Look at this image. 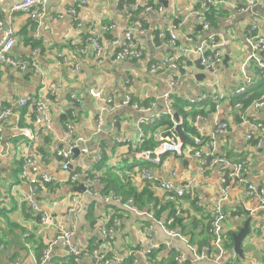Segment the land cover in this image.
Listing matches in <instances>:
<instances>
[{
	"label": "crops",
	"instance_id": "obj_1",
	"mask_svg": "<svg viewBox=\"0 0 264 264\" xmlns=\"http://www.w3.org/2000/svg\"><path fill=\"white\" fill-rule=\"evenodd\" d=\"M20 1L0 0V21L3 23L0 39L9 31L15 41L9 56L33 63L39 72H23L0 63V110L2 106L12 110V114L3 119L0 130V264H113L95 262L89 256H81L75 261L56 238L58 224L75 226L73 245L91 250L102 241L98 224H107L113 216L118 217L121 224L112 246L115 253L124 258L123 264L128 259L132 263L130 252L155 243H161L162 249L154 250L152 260L147 257L149 262L156 264L162 261L171 250L184 253L190 261L193 259L190 245L198 247L199 244L195 240L186 243L176 236L170 237L166 229H173L190 239L191 233H195L190 222L196 219L200 221L198 226L205 230V234L198 239L208 237L205 225L207 212L217 203L228 213L222 221L226 240L228 232L235 233L242 227L248 217L245 211H250L254 237L246 240V248L241 243L244 258L237 255V261L239 264H264V209L260 208L259 201L248 197L243 185L233 183L227 190L226 198L220 200L222 184L218 167L202 170L194 154L195 150L201 149L230 159H246L247 179L253 183L264 181V141L257 143L260 136L264 138V128L254 125L264 124V107L240 111L233 103L237 96L247 93L245 98H248L250 89H264V53L257 52L253 56L247 40L248 28L252 25H256L257 35L264 36V0H256L251 7L247 0H212L210 33L220 44V68L216 75L201 71L196 55L189 53L185 61L187 74L175 85L170 81L179 75V70L165 69L152 73L148 66L153 61L177 54L184 47H198L207 35L195 15L202 0H85V4H81L82 0H49L43 18L11 12V7ZM124 3L133 6L127 8ZM145 5L153 8L160 6L163 11L146 12ZM73 6L78 8L77 18L69 14L59 16ZM137 21L142 23L143 31L134 28ZM173 23H176L175 46L156 37L157 31ZM104 25L113 26L105 30ZM126 32H130L134 41L142 47L143 54L138 59L121 60L115 57L126 40ZM92 36L102 46L100 56H96L93 44L88 42ZM225 56L228 57L226 63L223 62ZM247 81L250 82L243 91L237 93L236 90ZM43 87L56 88V94L47 105L53 130L36 132L34 139L30 140L16 131L13 125L32 127L35 109L31 100H44L46 94ZM90 90L99 92V96L92 97ZM165 94L169 96L171 108L173 99L184 103V110L190 112L186 120L194 133L181 126L191 139L181 144L180 154L166 152L160 155L157 165L146 161L139 153L148 150L141 148L144 142L155 148L160 139L168 134L165 126H155L167 114ZM263 94L264 90L260 96ZM128 96L131 98L129 103L126 102ZM27 97L31 98L27 105L22 107L17 104L18 99ZM190 99L196 102L190 103ZM133 102L138 104V109L133 107ZM110 104L117 105L116 109L112 110ZM145 118L150 121L141 122ZM179 118L181 124L182 116ZM222 121L229 124L227 130L215 133L216 124ZM67 123L74 126V136L85 137L87 147L84 154L77 149L75 156L72 151L69 171L44 159L46 155L51 156L52 145L63 136ZM194 136L201 139L197 147L192 141ZM24 153L33 158L37 180L42 178L43 173L51 178L33 196L37 212L30 211L25 202L30 187L20 178ZM142 165L151 168L161 180H172L178 186L187 187L194 182L189 197L170 201L174 204L175 213L177 206L180 209L176 215H182L185 230L166 225V222L172 221L168 218L170 208L156 215L153 209L155 199L160 202L169 200L158 186L149 188L150 183L142 179L139 174ZM72 171L85 176L70 182ZM108 175L115 182H107ZM123 176H130L131 185L137 190L146 186L153 192V200L145 202L142 208L134 204L150 216L136 214L122 202L101 198L110 191L120 196L107 185L125 187ZM89 182L92 194L85 191V184ZM79 185H83V192L74 189ZM77 193L81 194L79 202L82 209L77 214H69V200ZM194 198L205 203L206 209L198 207L195 202L193 204ZM194 205L203 212V221L200 220L202 213ZM40 216L51 217L50 223L42 224ZM165 242H170L169 249L163 246ZM50 244V254L42 261L43 251ZM229 254L228 251L226 257ZM136 259L137 264H148L139 255ZM202 263L219 264L213 261L197 264Z\"/></svg>",
	"mask_w": 264,
	"mask_h": 264
},
{
	"label": "built area",
	"instance_id": "obj_2",
	"mask_svg": "<svg viewBox=\"0 0 264 264\" xmlns=\"http://www.w3.org/2000/svg\"><path fill=\"white\" fill-rule=\"evenodd\" d=\"M49 0H22L16 5L12 6L11 12H23L25 14L34 15L37 18H43L46 15V5ZM67 1V0H60ZM256 0H247V4L251 7ZM86 1L82 0L81 4H85ZM127 3H124V6L127 7ZM213 5L212 0H202L199 9L195 10V15L197 20L201 23L202 29L207 32L206 37L203 38L201 43L198 45L196 49L184 47L177 54H171L163 59H159L149 63L148 69L150 72L155 73L165 69L179 70V75L175 76L171 79L170 83L175 85L179 83L181 79H183L187 71L185 70V61L189 53H193L197 57V66L201 71L207 72L212 75H216L218 72L220 65L222 63V53L219 50L220 44L216 41V37L211 31V24L208 19V15L210 13V7ZM132 4H129L127 8L132 7ZM144 10L146 12H158L161 13L163 11L162 7L153 8L150 5H145ZM71 15L74 18H77L78 8L76 6L69 7L65 10V12L60 13V17L63 15ZM78 23V22H77ZM113 25H104L103 28L108 30ZM3 28V23L0 21V29ZM134 28L140 31H143V25L140 21L135 22ZM256 25H252L248 28V36L247 40L249 45L251 46L252 51L254 52L253 56L258 53H264V36L256 34ZM176 23H173L171 26L159 30L156 33V37L167 44H171L173 46L176 45ZM126 36V40L122 42L119 50L116 52V59H138L142 56L143 50L139 43L132 38L130 32H126L124 34ZM189 40H192L189 38ZM88 42H91L94 46L96 56H100L102 53V46L97 41L95 36L89 37ZM15 41L11 36L9 31H6L5 34L0 39V63L9 64L14 68H18L21 71H32L34 74L39 72V68L34 66L33 63H29V61L17 59L9 56V52L14 47ZM264 69V67H263ZM250 81H247L245 85L241 86L236 91L239 92L242 90ZM251 86V85H250ZM44 92L46 94L44 100L42 99H32L31 103L34 106L35 112L32 119V127H21L18 124H14L13 128L16 131L21 132L23 136L32 140L34 139L36 132H49L53 130V122L51 116L47 112V105L51 102V97L56 94L55 87H43ZM236 94V93H235ZM90 95L92 97H98L99 92L90 90ZM77 100V97L72 96ZM164 98L168 100L166 103V113L170 116V118L174 121L173 118V108L169 103V96L167 94L164 95ZM216 99L217 96H214ZM31 98H22L17 100V104L19 106H25L28 104V101ZM111 99H108V101ZM126 102H131V98L126 97ZM190 103H195L196 100L190 99ZM133 107L138 109L139 106L137 103H132ZM112 110L116 109L117 105L110 104L109 105ZM240 111L243 109H258L264 107V94L253 99L246 107L243 106L241 102H237L234 104ZM12 114V110L8 106H2L0 110V130L1 123L3 119ZM195 119H198V115H195ZM100 122V119L98 118ZM148 118L142 119L141 122H149ZM176 122L173 124L171 128L168 129V134L163 136L158 145L152 150H143L140 151V157L144 158L146 161H149L153 164L159 165L160 158L159 156L166 152H173L180 154L181 153V142L178 140V136L175 131ZM257 128L263 129V123L254 124ZM229 124L226 121H222L217 123L214 132L215 133H223L227 130ZM74 126L71 123H67L65 125V131L63 136L60 139L54 141L52 145V154L51 156H44L45 160L54 162L55 165H59L63 170L69 171L70 168V160L72 151L74 149H78L81 154L87 152V147L85 145L86 139L82 135L74 136ZM249 138L251 135H247ZM193 144L197 147L201 144V139L198 136L193 137ZM264 141V138L260 136L257 139V143L261 144ZM154 154V156L152 155ZM195 156L199 160V164L202 170L204 169H212L218 167L221 177L220 182L222 184L220 189V200L226 198L227 190L231 187V183L243 185L246 194L250 198H255L260 203V208L264 209V181L261 183H253L250 182L246 177L247 170V160H236L230 159L225 155H217L212 151L203 152L201 149H197L194 151ZM21 166H20V178L26 181L30 187V194L25 197V202L29 206L30 211L37 212L38 206L33 196L37 193L40 187H43L46 183L51 181L50 176L46 174H42V178L37 180L35 178V173H37V167L33 163V158L27 154L22 155ZM139 174L142 179L147 180L150 183L149 188H156L158 186L165 193V198L169 201H176V199L183 197L185 194L192 193V187L195 185L194 182H190L187 187H182L174 184L172 180H161L158 178L151 168L142 167L139 170ZM81 175L85 176L80 172H70L69 181L76 182ZM175 176V173H172ZM85 191L89 194H92L93 191L91 189V183L85 184ZM80 193L74 194L71 196L69 200V205L67 208V212L69 214H77L81 211L82 206L80 204L79 199ZM101 198L104 201H119L122 202L127 209L133 211L136 214H146L150 216L149 213L141 212L134 204L132 199L123 200V198L113 191L108 192L106 195H102ZM195 203L198 207L202 209H206L205 203H203L200 199H196ZM176 213L180 212L178 206L176 207ZM207 218L208 231L211 237L210 245H204L200 251H197V248L190 245V248L193 252V259H190L191 263L197 264L200 261L211 260L213 262H217L219 264L223 263L226 259H229L227 262L229 264H239L235 262L237 254L234 252V249H231L229 256L226 257L228 250L225 248L226 238L224 237L223 229H222V221L227 217V212L223 209L220 203H217L211 210L209 209ZM51 217L40 216V221L42 224H49ZM120 219L116 216H113L107 224L99 223V233L101 235L102 241L101 244L96 246L95 248L89 250L85 248H78L72 243V236L75 232V226L67 227L63 223L57 225V241L61 242L64 246V250L67 254L74 257L75 261H78L81 256H89L95 262L102 263H113V264H123L124 258L118 256L117 253L113 250L112 244L114 243V239L116 233L120 227ZM162 224V223H161ZM151 228V226H149ZM167 233L170 237H178L184 240L186 243L188 242L187 237H184L181 233L173 230L166 229ZM52 244V243H51ZM51 244L47 246V248L43 251L42 261H45L50 254ZM163 246L167 249L170 248V242H165ZM162 249L161 243H155L154 245L144 248L141 247L137 251L130 252L129 256L132 257V264H137L136 255L142 257L147 261L148 264H153V262H149L148 258L153 250ZM213 252L211 258H209V253ZM174 260L178 264H182L188 260V257L181 252H177Z\"/></svg>",
	"mask_w": 264,
	"mask_h": 264
},
{
	"label": "trees",
	"instance_id": "obj_3",
	"mask_svg": "<svg viewBox=\"0 0 264 264\" xmlns=\"http://www.w3.org/2000/svg\"><path fill=\"white\" fill-rule=\"evenodd\" d=\"M212 9H213V5L210 7V10H212ZM211 15H212V12H211V14L209 13V15H208V19L210 21V24H211ZM258 89L259 88L250 89L248 91V95L250 94L248 96V98H245V96H247V93L246 94H243L241 96L235 97L234 100H233L234 101L233 103L235 104L237 102H241L243 104V106L246 107L253 99L259 97L260 96V93L264 90V89H260V91H258ZM183 106H184V103L181 100H176V102H175V100L173 99V108L175 110V113H177L179 116H182V119H183V121L181 123L182 128L185 129L186 131H190V132L194 133L193 128L189 125L188 121L186 120V117L190 114V112L188 113V111L184 110V107ZM194 114H195V112H194ZM155 126H157V127L158 126H165L166 128L169 129V128H171L173 126V122L170 119V116L169 115L164 114V116H162V118L160 119V121L158 122V124L155 125ZM186 142H189V141L188 140L184 141L183 142V145ZM153 146L154 145H152V144L150 146H148L147 145V142H144L141 145V148L142 149L143 148H148V150H152V149H154ZM142 167H147V166L142 165ZM123 180L125 182V187H124V185L118 186V188H114V187L109 186V185H107V187L108 188H113L115 191H117V193L120 194V196L123 198V200H126L129 197H133L132 198V200L134 201L133 204L137 205L139 208H142V205H144L145 202H150V201L153 200V198H154L153 195H152L153 192L150 191V190H148L146 188V186H144L139 191L134 186L131 185L130 176H123ZM107 182H109V183L112 182L113 183V182H115V179L113 177H111V175H108ZM188 195L189 194H185L184 197H189ZM158 200L159 199H157V200L155 199V203H154V207H153V209L156 210L155 211L156 212V215L160 211H164L166 208H170V213H169L168 218H171L172 221L170 223L166 222V225L169 228L180 227V229L185 230V227L183 225L182 215H176L174 204L172 202H170V201L160 202ZM195 200H196V198H194L193 204H194ZM195 208H196V210H200V208H198L196 206H195ZM200 212H201V210H200ZM201 213H202V217L200 218V220L203 221L205 219V217H204L203 212H201ZM199 222L200 221L199 220H196V219H194L193 221L190 222V225H191V227L193 229H195V233L196 234L192 232L191 233V236H190V239L188 238V242L193 243V241L195 240L197 242V244H199V246L196 247L197 248V251H200L203 248L204 245H210V243H211V237H210V234H209V232L207 230V228H208L207 222L205 223V225L207 226L206 230H207L209 236L206 237V238H203L201 240L198 239L200 236H203L205 234L204 228H201V227L198 226V223ZM232 234H233L232 232H228V234H227L228 239L225 241V247H226V249H228V251H231V249H233V238H232ZM156 251H159V250H156ZM153 254L155 255L154 250L150 254V257H149L150 260H152L151 257H152ZM176 254L177 253L174 250H171L169 252V254H167L166 258L162 259V261H160L158 263L156 262V264H178L174 260ZM212 255H213V252H210L209 253V258H211ZM228 260L229 259H226L223 263L229 264L227 262ZM237 260H238V257H236L235 262H238ZM206 261L212 262L211 260H206ZM124 264H132V263H131V260L128 259L126 261V263L124 261ZM182 264H192V263L189 260H187V261H185ZM202 264H204V263H202Z\"/></svg>",
	"mask_w": 264,
	"mask_h": 264
},
{
	"label": "water",
	"instance_id": "obj_4",
	"mask_svg": "<svg viewBox=\"0 0 264 264\" xmlns=\"http://www.w3.org/2000/svg\"><path fill=\"white\" fill-rule=\"evenodd\" d=\"M227 56L224 57V63L227 62ZM173 118L176 121V125H175V131L177 132L180 142L183 143V141L189 140L191 139L187 134H185L181 128V124H180V118L179 115L177 113L173 114ZM74 155H77V149L73 150ZM154 156V154H152ZM75 190L79 191V192H83L84 191V187L83 185H79L74 187ZM245 214L248 216L245 221L243 222L242 227L235 233L232 234V238H233V249L234 252L240 257V258H244V253H243V249L241 246L242 240L245 238L246 234L249 233L250 231V223H251V217H250V211H245Z\"/></svg>",
	"mask_w": 264,
	"mask_h": 264
},
{
	"label": "rangeland",
	"instance_id": "obj_5",
	"mask_svg": "<svg viewBox=\"0 0 264 264\" xmlns=\"http://www.w3.org/2000/svg\"><path fill=\"white\" fill-rule=\"evenodd\" d=\"M252 225H253V221L250 223L251 231H249V233L246 234L245 238L242 241V245L244 248H246V240H249L251 236L254 237Z\"/></svg>",
	"mask_w": 264,
	"mask_h": 264
},
{
	"label": "bare ground",
	"instance_id": "obj_6",
	"mask_svg": "<svg viewBox=\"0 0 264 264\" xmlns=\"http://www.w3.org/2000/svg\"><path fill=\"white\" fill-rule=\"evenodd\" d=\"M243 91V89L242 90H240L239 92H242ZM239 92H237V93H239Z\"/></svg>",
	"mask_w": 264,
	"mask_h": 264
}]
</instances>
